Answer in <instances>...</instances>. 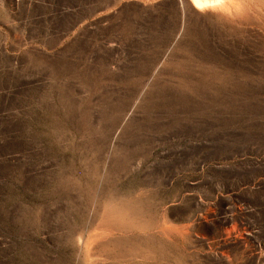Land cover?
I'll list each match as a JSON object with an SVG mask.
<instances>
[{
    "label": "rangeland",
    "instance_id": "rangeland-1",
    "mask_svg": "<svg viewBox=\"0 0 264 264\" xmlns=\"http://www.w3.org/2000/svg\"><path fill=\"white\" fill-rule=\"evenodd\" d=\"M182 1L0 0V264H264V1Z\"/></svg>",
    "mask_w": 264,
    "mask_h": 264
},
{
    "label": "bare ground",
    "instance_id": "bare-ground-1",
    "mask_svg": "<svg viewBox=\"0 0 264 264\" xmlns=\"http://www.w3.org/2000/svg\"><path fill=\"white\" fill-rule=\"evenodd\" d=\"M190 1L194 5V7L198 9V11L199 10L201 11L202 10H212L213 12L216 13V15L220 14L223 16L225 15L227 16L233 13L237 17H242V15L244 16L246 14H249L253 9L257 8L261 0H219L218 3H212V6H206L208 3L212 2V0H198V3H194V0H190ZM186 2H189V1H186Z\"/></svg>",
    "mask_w": 264,
    "mask_h": 264
},
{
    "label": "snow or ice",
    "instance_id": "snow-or-ice-1",
    "mask_svg": "<svg viewBox=\"0 0 264 264\" xmlns=\"http://www.w3.org/2000/svg\"><path fill=\"white\" fill-rule=\"evenodd\" d=\"M219 0H212V2L208 3L206 6H212V3H218ZM194 3H198V0H194Z\"/></svg>",
    "mask_w": 264,
    "mask_h": 264
}]
</instances>
